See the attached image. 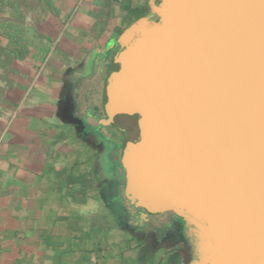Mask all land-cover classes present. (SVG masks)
Wrapping results in <instances>:
<instances>
[{
    "label": "crops",
    "instance_id": "1",
    "mask_svg": "<svg viewBox=\"0 0 264 264\" xmlns=\"http://www.w3.org/2000/svg\"><path fill=\"white\" fill-rule=\"evenodd\" d=\"M163 1L0 0V264L196 263L187 226L169 246L127 229L108 140L114 59Z\"/></svg>",
    "mask_w": 264,
    "mask_h": 264
},
{
    "label": "water",
    "instance_id": "2",
    "mask_svg": "<svg viewBox=\"0 0 264 264\" xmlns=\"http://www.w3.org/2000/svg\"><path fill=\"white\" fill-rule=\"evenodd\" d=\"M160 13L107 82L108 124L134 127L126 198L184 219L195 264H264V0H164Z\"/></svg>",
    "mask_w": 264,
    "mask_h": 264
},
{
    "label": "flooded vegetation",
    "instance_id": "3",
    "mask_svg": "<svg viewBox=\"0 0 264 264\" xmlns=\"http://www.w3.org/2000/svg\"><path fill=\"white\" fill-rule=\"evenodd\" d=\"M122 125H124L127 130H123L116 124H113L115 131L108 136V140L112 143L113 147L116 148V151H124L126 140L130 134L128 132L134 131L133 126V128H130L123 123ZM117 198L118 200L126 202L125 189L123 191H118ZM123 216L127 229L133 235L140 238L142 232H148L146 240L147 242L151 241L155 246L158 245L159 242L164 241L168 246L184 242L186 224L183 223L180 218L176 217L174 213L149 214L143 209H138L135 211L133 210L131 213H124ZM151 234H154L153 240L150 239ZM176 254L181 260V253L178 251Z\"/></svg>",
    "mask_w": 264,
    "mask_h": 264
},
{
    "label": "rangeland",
    "instance_id": "4",
    "mask_svg": "<svg viewBox=\"0 0 264 264\" xmlns=\"http://www.w3.org/2000/svg\"><path fill=\"white\" fill-rule=\"evenodd\" d=\"M126 207H123V212L124 213H131L134 209H125ZM166 213H168V212H166ZM170 213H172V212H170ZM174 215L176 216V217H178V218H180L181 219V217L178 215V214H175L174 213ZM181 221L183 222V223H185V224H187V222L184 220V219H181Z\"/></svg>",
    "mask_w": 264,
    "mask_h": 264
},
{
    "label": "trees",
    "instance_id": "5",
    "mask_svg": "<svg viewBox=\"0 0 264 264\" xmlns=\"http://www.w3.org/2000/svg\"><path fill=\"white\" fill-rule=\"evenodd\" d=\"M1 27V26H0ZM124 178H125V176H124Z\"/></svg>",
    "mask_w": 264,
    "mask_h": 264
}]
</instances>
